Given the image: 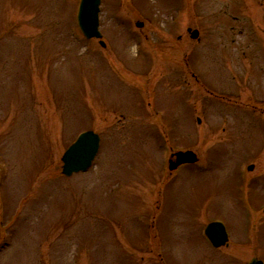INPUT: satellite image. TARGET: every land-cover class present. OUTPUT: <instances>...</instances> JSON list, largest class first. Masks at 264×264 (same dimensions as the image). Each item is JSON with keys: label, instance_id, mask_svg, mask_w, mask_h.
<instances>
[{"label": "rangeland", "instance_id": "rangeland-1", "mask_svg": "<svg viewBox=\"0 0 264 264\" xmlns=\"http://www.w3.org/2000/svg\"><path fill=\"white\" fill-rule=\"evenodd\" d=\"M78 2L0 0V264L264 262V0H101L104 48Z\"/></svg>", "mask_w": 264, "mask_h": 264}, {"label": "water", "instance_id": "water-1", "mask_svg": "<svg viewBox=\"0 0 264 264\" xmlns=\"http://www.w3.org/2000/svg\"><path fill=\"white\" fill-rule=\"evenodd\" d=\"M99 0H81L77 20L80 29L87 37H100L97 30V12ZM141 25V23L137 24ZM197 31L194 30L191 37H196ZM103 45V42L100 41ZM99 146V136L92 131H85L78 135L76 140L67 148L62 156V172L70 175L73 172L86 170L93 160ZM175 162H170L169 168L173 169L178 164L193 162L196 157L191 151L177 152ZM251 168V167H250ZM205 234L214 246H220L227 240L224 227L220 222H211L205 228ZM248 264H262L257 259H252Z\"/></svg>", "mask_w": 264, "mask_h": 264}, {"label": "flooded vegetation", "instance_id": "flooded-vegetation-1", "mask_svg": "<svg viewBox=\"0 0 264 264\" xmlns=\"http://www.w3.org/2000/svg\"><path fill=\"white\" fill-rule=\"evenodd\" d=\"M252 108L254 110H257L258 112L263 113V111H264V101L256 103V104H253Z\"/></svg>", "mask_w": 264, "mask_h": 264}]
</instances>
